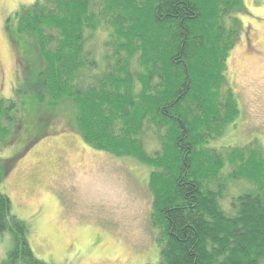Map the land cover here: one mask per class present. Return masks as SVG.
<instances>
[{"label":"trees","instance_id":"16d2710c","mask_svg":"<svg viewBox=\"0 0 264 264\" xmlns=\"http://www.w3.org/2000/svg\"><path fill=\"white\" fill-rule=\"evenodd\" d=\"M244 11L242 0L20 6L4 29L26 73L27 88L15 97L22 91L28 101L0 98V139L21 128L23 119L5 127L19 106H69L85 144L149 169L156 264H264V149L256 140L211 146L239 117L227 62ZM5 234L12 248L1 264H48L34 256L26 223L0 194Z\"/></svg>","mask_w":264,"mask_h":264},{"label":"rangeland","instance_id":"374dc122","mask_svg":"<svg viewBox=\"0 0 264 264\" xmlns=\"http://www.w3.org/2000/svg\"><path fill=\"white\" fill-rule=\"evenodd\" d=\"M35 1L0 0V98H16L19 88H27L4 21ZM242 1L245 11L236 16L241 36L227 62L239 117L211 143L214 148L242 147L256 140L264 149V0ZM26 46L33 64L37 54L30 43ZM34 70L32 65L27 77ZM22 91L16 99L28 101ZM12 117L13 123L5 125L9 130L21 119L23 124L0 139V194L10 200L12 214L26 223L34 256L48 264H156L149 169L85 144L74 132L69 106L54 111L19 106ZM11 248L10 236H0V264Z\"/></svg>","mask_w":264,"mask_h":264},{"label":"flooded vegetation","instance_id":"af4514ba","mask_svg":"<svg viewBox=\"0 0 264 264\" xmlns=\"http://www.w3.org/2000/svg\"><path fill=\"white\" fill-rule=\"evenodd\" d=\"M5 30V29H4Z\"/></svg>","mask_w":264,"mask_h":264}]
</instances>
